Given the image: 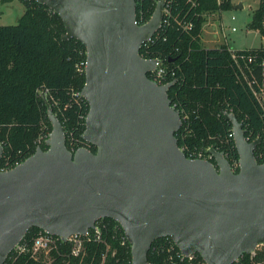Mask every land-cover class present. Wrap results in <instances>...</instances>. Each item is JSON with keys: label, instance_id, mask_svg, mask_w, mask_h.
Returning <instances> with one entry per match:
<instances>
[{"label": "water", "instance_id": "95a60500", "mask_svg": "<svg viewBox=\"0 0 264 264\" xmlns=\"http://www.w3.org/2000/svg\"><path fill=\"white\" fill-rule=\"evenodd\" d=\"M35 1L59 15L63 40L85 47L81 137L95 151H70L64 126L46 108V148L0 171V264L31 227L65 240L85 235L100 218L120 224L131 264H148L160 237L206 264H232L264 246V161L254 155L260 139L248 141L236 115L220 108L231 124L238 172L214 145L202 147L214 163L186 157L175 136L180 112L168 96L174 81L159 85L148 76L156 60L139 50L159 27L164 0L140 25L135 0Z\"/></svg>", "mask_w": 264, "mask_h": 264}, {"label": "trees", "instance_id": "16d2710c", "mask_svg": "<svg viewBox=\"0 0 264 264\" xmlns=\"http://www.w3.org/2000/svg\"><path fill=\"white\" fill-rule=\"evenodd\" d=\"M18 1L24 6L18 22L0 25V165L5 157L21 161L33 154L36 147L46 148L44 140L51 130L47 107L64 126L68 149L85 146L94 152L95 147L81 137L88 104L82 96L74 94L81 91L85 82L84 69L80 65L86 61L85 47L74 38L62 39L63 22L45 4L35 0ZM197 2L188 10L187 0H174L175 15L141 46L139 53L144 58L160 59L174 68V83L168 96L178 110L188 111L191 117L190 133L185 124L175 133L179 147L201 149L214 145L227 154L229 163L237 159L238 153L229 135L231 124L219 111L220 108L232 109L242 123L244 135L261 138L254 150L257 162L261 163L264 161V154H258L264 153L261 106L248 84L236 75L226 46L207 48L200 38L205 18L199 13L230 9L231 0ZM154 3L153 0L136 3V18L142 14L139 24L150 18ZM186 21H191V28L183 27ZM247 26L264 36V0L259 1ZM236 52L253 55L257 61L264 60L263 45ZM148 76L151 78L149 73ZM44 87L49 89L46 99L39 94V89ZM40 136L41 140L37 141ZM209 160L214 163L213 158ZM238 170L239 167L233 169L235 173ZM95 224L100 226V240L85 241L82 257L57 256L53 264H131L130 244L120 224L111 218H100ZM40 230L29 228L24 239L31 240ZM177 251L170 237L157 238L147 253L148 264H186L187 260H181ZM255 253L253 259L264 264V246L257 248ZM196 259L203 261L198 253ZM4 264L42 263L28 254L14 257L10 252ZM232 264H251L249 254H243Z\"/></svg>", "mask_w": 264, "mask_h": 264}, {"label": "built area", "instance_id": "2783aa9c", "mask_svg": "<svg viewBox=\"0 0 264 264\" xmlns=\"http://www.w3.org/2000/svg\"><path fill=\"white\" fill-rule=\"evenodd\" d=\"M135 1L137 3V2H141L142 0H135ZM153 1L155 2L154 3V8H155V5L159 0H153ZM173 1L174 0H164L163 8H162V18H161L160 25H159L158 29L162 28L166 23H168V20L170 19V17L175 15V14H173ZM187 2L190 4L189 5L190 8L188 10H190L192 7H195V5L198 4L197 0H187ZM217 11H203L199 14L205 18L204 22H208L209 18L213 15V13L216 14ZM177 14H180V13H177ZM141 16H142V14L140 13L139 17L135 19V22L137 24H139V22L142 18ZM232 19H233V16H232ZM191 26H192L191 21H186L183 24V27H186V28H191ZM232 30H234V28H232ZM201 31H202V27H201ZM262 40H263L262 45L264 46V36H262ZM226 48L230 54V57L232 60L231 65L234 68L236 75L239 77L240 80L247 83L248 86L252 89L253 94L255 95L257 101L259 102V104L261 106V110H262L261 116L264 119V60L262 59L261 61H257L255 59V57H253V55L245 54L243 52L242 53L236 52V50L230 49L227 46H226ZM148 59H151V58H148ZM155 60H156L155 61V68L151 72H149L151 79L159 85H163L165 83L173 81L174 80L173 77L175 74L174 68L169 67L167 64H165L160 59H155ZM85 64H86V61L82 62L80 64L83 67V69L85 68ZM78 69L80 70V68H78ZM257 69L261 70V75L258 78L254 77L255 71ZM39 94L44 99H46V97L49 94V89L46 87L40 88ZM74 94L81 96L80 92L74 93ZM172 106H174L176 108L175 103H173ZM224 110L227 113H233L232 109H224ZM179 112H180L182 124H185L184 126L187 127V129H186L187 133L188 132L190 133V129H189L188 125L190 123L191 117H190L189 112L183 111V110H181V111L179 110ZM182 124H181V126H182ZM182 135H185V133H183ZM229 135L232 136V138H233L232 129H230ZM245 138L248 141H252V140L259 138L261 141V138L259 136L249 138V136L245 135ZM0 145H1V143H0ZM209 146L210 145H206V147H209ZM180 148L182 149L184 154L185 153L187 154V155L185 154L186 157H188L190 159H198L199 158V159H208L209 160L210 158H212V156L209 153H205L202 148L201 149H196V148L190 149L187 146H183ZM69 150L74 152L76 149H74L73 146H70ZM258 154L261 155L264 153L259 152ZM226 155L227 154H224L225 157H226ZM23 160L18 161L15 159H10L9 157H5V158H3V162L0 165V171L9 170V169L13 168L14 166H16L17 164H19L20 162H22ZM230 166H231L232 170L236 167H239L238 158L234 159V160L231 159ZM100 236H101L100 226L99 225L96 226V224L94 225L93 228H91V231L89 229L85 235L72 234V235H69L65 240H62L57 235L49 234L43 230H40L37 232L36 235H34L31 238V240H25L23 237V239H21L14 246V248L11 250V252H13L14 257H17L21 254H28V256L31 259L40 260L42 264H44V262H45L44 258H46V260H48V259L50 260L49 264H53L55 262L57 256H61V257L66 256V257H68V259L70 256H81L82 257L84 255V244L83 243L89 239L100 240ZM260 246L261 245H258L255 248V250L250 252L249 256L251 259V264H262L261 261H255L253 259L255 254H256L255 252H256L257 248H259ZM171 249H172V246L169 247V250H171ZM177 250H178L177 256L181 260L186 259L187 260L186 264H206L204 260L203 261L197 260L196 254H189L187 256H184L179 251L178 248H177ZM238 259L236 260V262L238 261ZM66 263L67 262H64L62 264H66Z\"/></svg>", "mask_w": 264, "mask_h": 264}, {"label": "rangeland", "instance_id": "374dc122", "mask_svg": "<svg viewBox=\"0 0 264 264\" xmlns=\"http://www.w3.org/2000/svg\"><path fill=\"white\" fill-rule=\"evenodd\" d=\"M259 1L260 0H231V8L220 12L222 27L220 26V20L216 19L215 23L209 26L208 30L204 32L202 37L203 46L207 48L212 47L210 41L215 40L217 36L223 40L224 35L226 36L230 49L254 48L262 44L263 41L259 31L250 29L247 26L253 11L258 7ZM239 3H241V7L235 8L234 6ZM23 11L24 6L18 0L6 3L0 1V25L16 24ZM232 28H234V30H232ZM218 32L219 34H217ZM260 75L261 70L257 69L254 77L258 78ZM191 110L192 109H190V111ZM41 137L42 136H40L37 141L41 140ZM44 260V264L50 263L49 259L46 260V258H44Z\"/></svg>", "mask_w": 264, "mask_h": 264}, {"label": "crops", "instance_id": "0c3cea01", "mask_svg": "<svg viewBox=\"0 0 264 264\" xmlns=\"http://www.w3.org/2000/svg\"><path fill=\"white\" fill-rule=\"evenodd\" d=\"M239 4H241V3H239ZM240 8V7H239ZM220 12L221 11H218V13H216V14H214L213 13V15L209 18V21L208 22H204L202 25V31H201V36H200V38H201V43H202V45H203V41H202V37H203V34H204V32H206L207 30H208V27L209 26H212L214 23H215V20L216 19H219L220 20V17H221V14H220ZM220 15V16H219ZM220 26L222 27V21L220 20ZM217 34H219V32L217 33ZM218 37V36H217ZM216 37V39L215 40H212V41H210V43H212V47H214V46H219V45H225V46H227V47H230L229 45H228V43H227V39H226V36L224 35L223 36V40H221V38L220 37H218L217 38ZM261 39H262V36H261ZM263 41V40H262ZM262 44H260L259 46H261ZM258 46V47H259ZM254 48H257V47H254ZM244 49H252V48H244ZM244 49H234V50H244Z\"/></svg>", "mask_w": 264, "mask_h": 264}]
</instances>
